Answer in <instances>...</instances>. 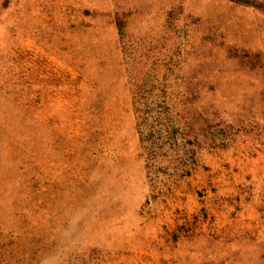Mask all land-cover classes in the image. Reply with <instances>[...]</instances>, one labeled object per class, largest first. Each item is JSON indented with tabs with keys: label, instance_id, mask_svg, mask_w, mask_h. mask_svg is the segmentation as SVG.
Returning a JSON list of instances; mask_svg holds the SVG:
<instances>
[{
	"label": "rangeland",
	"instance_id": "1",
	"mask_svg": "<svg viewBox=\"0 0 264 264\" xmlns=\"http://www.w3.org/2000/svg\"><path fill=\"white\" fill-rule=\"evenodd\" d=\"M0 264H264V0H0Z\"/></svg>",
	"mask_w": 264,
	"mask_h": 264
}]
</instances>
